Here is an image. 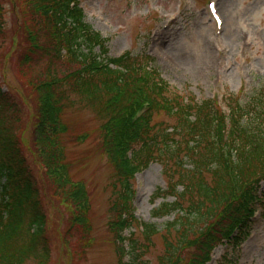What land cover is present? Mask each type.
<instances>
[{"label": "trees", "instance_id": "obj_1", "mask_svg": "<svg viewBox=\"0 0 264 264\" xmlns=\"http://www.w3.org/2000/svg\"><path fill=\"white\" fill-rule=\"evenodd\" d=\"M5 1L0 0V39L6 34ZM14 1L24 36L19 63L32 69L27 85L38 114L35 124V116L25 119L0 82V264L51 261L46 213L26 155L24 134L32 129L46 154L45 169L57 199L71 209L82 242L91 241L90 194L84 182L71 178L70 164L59 148L61 134L70 132L62 116L71 93L102 122V149L114 169V189L120 186L112 208L115 240L120 226L137 223L135 171L157 162L169 177L168 191L158 190L154 197L165 200L154 218L177 215L166 227V237L173 233L175 241L168 240L159 262L207 264L213 247L247 212L245 191L264 180V92L255 89L246 101L236 98L226 112L211 101L188 99L172 91L158 70L147 67L145 56L103 58L105 42L84 23L76 0ZM146 105L147 111L134 123L133 114ZM161 115L166 120L160 121ZM170 196L175 197L172 203L166 202ZM158 232L157 225L145 224L144 248L131 239L132 264H147L144 253ZM183 251L191 254L186 257Z\"/></svg>", "mask_w": 264, "mask_h": 264}, {"label": "rangeland", "instance_id": "obj_2", "mask_svg": "<svg viewBox=\"0 0 264 264\" xmlns=\"http://www.w3.org/2000/svg\"><path fill=\"white\" fill-rule=\"evenodd\" d=\"M218 4L224 23L219 31L208 14L206 0H84L83 5L86 22L109 39L106 47L110 57L147 52L172 91L201 103L225 91L237 94L244 84L248 86L245 95H252L255 88L264 89V0H218ZM3 23L6 34L0 39V82L25 119L35 116V124L38 103L29 95L27 85L34 75L30 74L32 69L19 63L24 36L21 12L14 0L3 3ZM63 120L70 129L62 138L71 166L68 172L87 186L92 231L91 241L85 245L79 229L71 226V209L56 197L41 143L35 141L33 129L25 133L27 159L38 181L49 226V264H69L71 260L73 264H119L111 222L120 186L114 189V169L102 149V122L73 93L66 101ZM163 120L166 118L161 115ZM167 177L162 166L154 163L135 180L136 216L159 230L144 253L147 264H161L168 240L175 241L173 233L166 237V227L177 215L153 217L163 203V198L154 197L158 190L168 191ZM173 200L168 197L166 202ZM131 232L137 248L147 247L142 229ZM253 235L239 253H227L229 263H222L225 251L218 248L211 264H264V218L254 225ZM66 241H71L72 259ZM183 254L187 257L191 251Z\"/></svg>", "mask_w": 264, "mask_h": 264}]
</instances>
